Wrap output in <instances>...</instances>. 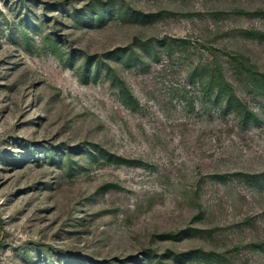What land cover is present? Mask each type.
Returning <instances> with one entry per match:
<instances>
[{
	"label": "rangeland",
	"instance_id": "1",
	"mask_svg": "<svg viewBox=\"0 0 264 264\" xmlns=\"http://www.w3.org/2000/svg\"><path fill=\"white\" fill-rule=\"evenodd\" d=\"M0 264H264V0H0Z\"/></svg>",
	"mask_w": 264,
	"mask_h": 264
}]
</instances>
